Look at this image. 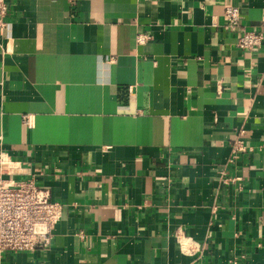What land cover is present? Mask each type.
<instances>
[{"label": "crops", "instance_id": "1", "mask_svg": "<svg viewBox=\"0 0 264 264\" xmlns=\"http://www.w3.org/2000/svg\"><path fill=\"white\" fill-rule=\"evenodd\" d=\"M9 6L0 153L64 208L0 264H264V46H237L264 0Z\"/></svg>", "mask_w": 264, "mask_h": 264}, {"label": "built area", "instance_id": "2", "mask_svg": "<svg viewBox=\"0 0 264 264\" xmlns=\"http://www.w3.org/2000/svg\"><path fill=\"white\" fill-rule=\"evenodd\" d=\"M9 12V0H0V37L8 27ZM224 17L232 30L241 27L242 14L238 6H227ZM149 38L138 34L137 41L142 44ZM237 46L246 51L264 46V14L258 27L240 30ZM23 120L30 125L28 116ZM247 148L251 149L239 141L235 144V150ZM20 169V161L4 151L0 153V260L7 252L48 249L63 214V203L53 198L49 188L39 186L34 178L13 177Z\"/></svg>", "mask_w": 264, "mask_h": 264}]
</instances>
